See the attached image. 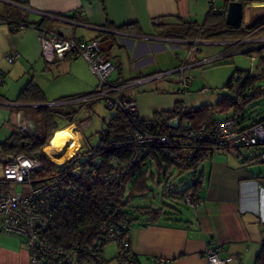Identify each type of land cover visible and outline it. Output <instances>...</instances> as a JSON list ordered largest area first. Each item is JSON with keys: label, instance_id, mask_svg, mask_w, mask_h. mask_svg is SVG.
<instances>
[{"label": "crops", "instance_id": "crops-1", "mask_svg": "<svg viewBox=\"0 0 264 264\" xmlns=\"http://www.w3.org/2000/svg\"><path fill=\"white\" fill-rule=\"evenodd\" d=\"M234 1L243 4L241 28L250 32L243 39L249 42L238 47H257V41L263 36L251 31L264 23V0ZM217 4L227 7L228 0H217ZM246 9H250L252 14V22L248 25L244 23ZM209 12L210 0H0V18L26 25L14 31L11 26L0 24V72L4 75L0 85V144L20 131L18 115L31 114L17 99L29 84H21L22 77L29 70H35L41 61L42 46L38 31L27 25L47 19L49 28L67 37L93 40L104 34L105 55L108 60L120 63L110 80L135 81L173 71L185 61L196 62L202 57L200 54L205 55L202 50L187 60L190 41L185 40L188 42L185 45L173 44L171 48L165 40L176 38L164 33L179 28L181 23L202 25ZM157 19L163 21L164 27L154 24ZM109 24L113 27H108ZM125 26H129V31L117 29ZM231 42L236 41L205 43L223 47L222 53ZM11 52L20 56L13 64L5 59ZM212 53L209 50L207 54ZM56 67L58 72L62 68L73 76L81 87L77 94L86 95L96 89L93 74L83 59L58 63ZM168 83L158 80L136 85L130 90L143 121H152L156 113L173 111L177 103L190 108L186 105V94L170 92ZM13 88L18 92L15 99L9 94ZM82 114L91 116L92 108L84 107L70 127L62 129L66 125L63 123L58 125L62 130L57 132H67L74 140L78 138L74 129H83L85 134L90 123L88 119H81ZM224 117L218 115L215 119ZM263 117L264 107L253 109L242 126L247 127ZM80 135L82 137V133ZM258 155L259 150L252 148H239L232 152L214 150L199 172L193 175V182L200 176L203 180L200 192L203 204L197 210L184 206L175 198L172 200L173 209L166 208L159 221L146 224L144 218H140L131 227V249L138 264H206L203 253L208 247L218 249L220 257L229 264H257L264 251V164L254 162ZM161 166L151 164L149 183L156 182L155 170L158 177L162 173V178L172 173L173 169ZM5 236L0 234V264H30L24 239ZM110 248L105 247V260L107 264H118L115 261L117 246Z\"/></svg>", "mask_w": 264, "mask_h": 264}, {"label": "trees", "instance_id": "trees-1", "mask_svg": "<svg viewBox=\"0 0 264 264\" xmlns=\"http://www.w3.org/2000/svg\"><path fill=\"white\" fill-rule=\"evenodd\" d=\"M231 2H234V0H228V4ZM0 19L10 21L8 26H11L14 31L26 27L25 24L9 18ZM48 23L47 19H43L42 23L27 26L39 29L49 28ZM111 26V24L108 25V27ZM156 26L164 27L163 21ZM262 27H264V23L258 24L251 32L264 36V29L261 30ZM117 29L119 31H129V26ZM164 34L168 37L190 42L196 40L212 42L242 41L248 37L250 32L242 30L241 26L238 28L227 26L224 13L210 11L204 24L181 23L179 28L169 29ZM104 36L102 34L98 37V39H101L102 47L106 41L103 42L102 38ZM242 49L244 48L237 47L229 52L228 57L237 55L236 52ZM103 52L105 58L108 59L104 49ZM254 52L259 54L258 68L263 70L261 74H255L251 70H236L224 87L225 90L229 91L230 96L200 108H186L183 103H177L173 111L160 112L154 115L151 133H166L167 124L178 116H181L183 122H189L187 124L192 128H198L200 125L211 126L214 121H221L225 118L235 119L238 126L244 130L263 124L264 117L260 121H252L251 125L247 127L242 126L246 117H248L246 114L247 108L251 104L264 99V47L238 55L253 56L251 54ZM236 78H240V84L237 89H234ZM39 91L38 86L29 83L20 93L17 102L26 105L27 110L33 108L31 104L37 103L29 101V95L35 92L39 93ZM95 103L97 102H89L79 107H54V109L38 107L37 111L43 117L42 123L34 117L35 121L42 127V130H39L38 137L35 139L24 136L20 131L16 132L0 144L2 154L5 156L25 155L29 159H37L41 163V169L37 170L33 176L36 182L53 176L59 167L55 169L56 164L48 158L44 153V149L49 145L57 131L70 127L74 123L75 117L84 107L91 109ZM28 111L30 112V110ZM115 112L112 118L104 121V127L99 134L98 146L89 149L90 152L94 151L96 153V160L99 163L97 182L92 183L85 175L80 178L71 177L66 179L61 204L50 217L46 216L48 228L45 237L48 243L57 249L78 251V255L74 257L75 260L72 264H97L93 254L98 252L99 243L103 240L104 235H107L106 233L115 226L120 224L125 226L124 229H121V237L130 242V229L140 218H144L146 224H153L161 219L165 208L161 206L154 207L153 205H134L132 203L137 197L144 196L149 192L148 172L151 164H156L158 167L165 165L168 166V170L176 169L179 174L192 173L195 176L209 155L217 150L209 144L174 146L172 139L168 145L142 147L139 157L132 161L134 145L127 134V129L130 126L129 120L121 112ZM218 115H225V117L217 120L215 117ZM24 116L31 117L32 114H25ZM56 118L63 119L66 123L62 129L54 124ZM252 149H258L259 153L262 151L259 148ZM89 165L93 166V163L91 162ZM161 174L159 173V178H162ZM202 185L203 180L200 176L190 186L177 190V194L173 199L177 198L179 203L186 206L184 198L189 193L201 198ZM10 186L6 185L4 180L0 181L1 192H9L11 190ZM170 208L173 209V207ZM103 229L106 230L105 233ZM108 244H111L110 241L105 242V247ZM127 255V261L131 264H138L137 258L131 249V243ZM262 260H264V251L259 256L257 264H263ZM107 263L104 259L102 264Z\"/></svg>", "mask_w": 264, "mask_h": 264}, {"label": "built area", "instance_id": "built-area-1", "mask_svg": "<svg viewBox=\"0 0 264 264\" xmlns=\"http://www.w3.org/2000/svg\"><path fill=\"white\" fill-rule=\"evenodd\" d=\"M210 11L213 13H227V7H220L217 0H210ZM10 21L0 19V24L8 25ZM162 20H155V25H160ZM23 28V27H22ZM39 33L42 46V57L48 66H55L67 60L83 59L88 64L90 71L98 80V86L90 95L72 99L55 101L53 107L80 106L89 102H102L108 111H119L125 115L130 126L127 134L134 145L135 161L141 154L144 146L168 145L173 139L174 146L185 144H209L217 150L225 152L237 151L239 148H259L256 163L264 164V123L248 129H242L233 118H225L214 121L211 126L200 125L192 128L181 120V116L170 121L167 132L153 134L152 121H143L140 118L136 100L130 95V90L140 84L152 83L158 80L173 77L182 92H188L193 83V77L188 71L205 66L209 63L220 61L228 56L230 51L238 46L245 45L249 40L236 41L228 44V48L220 55L201 57L196 62L185 61L180 67L170 72H160L135 81L117 80L110 81L111 75L120 67L119 62L108 60L104 56L101 39L86 40L84 38L67 37L50 28H35ZM172 48L173 44H187L185 40L166 39ZM257 47L244 48L236 54L252 52L264 47V36L257 41ZM191 50L187 60L194 54L202 51L205 42H189ZM20 58L17 52H11L5 59L13 64ZM263 70L257 68L255 74H261ZM4 81V75L0 72V85ZM240 84V78H236L234 89ZM17 124L20 132L27 137L36 138L39 135V125L31 117L18 115ZM93 163V166L89 163ZM55 163V162H54ZM58 170L53 176L43 181H35L34 174L41 169V163L37 159H29L25 155H3L0 147V167L4 173L6 185H26L29 193H15L0 191V234L22 238L26 241L30 264H72L78 251H66L51 246L45 232L48 228L46 216L50 217L62 202L65 181L68 178H80L87 176L92 183L98 180L99 163L96 153L89 150L79 149L72 158L57 164ZM187 207L197 210L202 204V198L189 193L184 198ZM114 227V226H113ZM125 226L120 224L112 228L99 243L98 252L93 254L97 264H102L105 259V242L110 241L117 246L115 261L118 264H131L127 261V251L130 242L121 237V229ZM105 233L106 230L103 229ZM206 264H229L220 257L219 250L208 247L203 253ZM161 262H158L160 264Z\"/></svg>", "mask_w": 264, "mask_h": 264}, {"label": "rangeland", "instance_id": "rangeland-1", "mask_svg": "<svg viewBox=\"0 0 264 264\" xmlns=\"http://www.w3.org/2000/svg\"><path fill=\"white\" fill-rule=\"evenodd\" d=\"M252 14L250 13V9L245 10V20L244 23L246 25L252 22ZM210 46V47H208ZM223 47L212 44H202L203 54H200L202 57H211L215 55H220L221 50ZM211 50L212 54H207L208 51ZM264 53V52H263ZM230 55V54H229ZM253 56L248 55H235V56H225L224 59L209 63L205 66L198 67L188 71V74L193 77V83L190 86L188 92L183 93L182 88L179 87L177 84L173 83V77H168L162 79L168 83L167 88L170 89L171 92H182L186 94L187 100L186 105L190 108H200L201 106L210 105L218 102L220 99H224L230 96L228 90H225L224 87L228 81V79L233 75L236 70L240 71H249L251 70L253 73L257 71L258 68V56L257 52L252 53ZM72 59L67 60L66 63H71ZM65 63V62H63ZM35 70H29L22 79L21 84L25 83H33L35 86L40 88L39 93L35 92L29 95V101L35 102L37 104H31L33 108H28L30 113L32 114L31 118L34 122V117L39 121L43 122L42 115L37 111L38 107H48L50 109H54L51 106L52 103L55 101H59L61 99L67 98H77L83 94H77L78 90L81 89L77 83H75V79L71 76L68 72H64L60 68V71H57V67L55 66H48L46 65L43 57L41 58L40 63L35 66ZM93 82H95V88L98 86V80L94 75ZM161 80V81H162ZM111 81V80H110ZM2 86L0 87V89ZM94 88V89H95ZM93 89V88H92ZM96 90V89H95ZM95 90L91 91L92 93ZM77 91V92H76ZM90 91V90H88ZM91 92L87 93L86 95L92 94ZM18 93V92H17ZM15 88L11 89L9 94L10 97L16 98L17 96ZM35 97V98H32ZM36 106V107H35ZM264 107V99L253 103L252 106L247 108L246 114L251 116V112L254 109H258L260 107ZM116 112L115 111H108L103 103L97 102L92 106V114L89 117H85L83 114L81 119L85 120L88 119V123H90L86 128L85 134H83L84 130L82 129L77 130L74 129V132L78 133V143L79 149H87L97 147L99 144V134L102 130V125L104 121H108ZM37 123V122H36ZM64 123L63 119L56 118L55 125H62ZM39 125V123H37ZM39 125V130H42V127ZM40 132V131H39ZM82 133V137L80 133ZM38 137V136H37ZM87 138V139H86ZM36 139V138H35ZM50 146V145H49ZM51 148V147H50ZM59 150L55 149V151L47 150L48 156L54 155V153L59 154ZM57 150V151H56ZM77 150V151H78ZM75 151V152H77ZM62 152V151H61ZM45 153V152H44ZM75 154V153H74ZM73 154V156H74ZM61 156L57 157H62ZM70 158V157H69ZM65 158L63 161L57 163H62L65 160L69 159ZM62 159V158H61ZM54 163V162H53ZM56 164V163H54ZM58 168V165H55V169ZM156 182L149 183V192L141 197H137L134 200L133 204L136 205H158L163 208H168L175 206L172 203L174 200V196L177 194V190H182L188 187L193 182V174H179L176 169H173L170 175H167L166 179L159 178L157 175V171L155 170ZM4 180V173L0 167V181ZM10 189L12 192L19 193L23 192L24 194L29 193L28 187L26 185H11ZM10 191V190H9ZM5 236V235H4ZM6 237V236H5ZM111 247L110 249H115L116 245L114 243L108 244L107 248Z\"/></svg>", "mask_w": 264, "mask_h": 264}, {"label": "bare ground", "instance_id": "bare-ground-1", "mask_svg": "<svg viewBox=\"0 0 264 264\" xmlns=\"http://www.w3.org/2000/svg\"><path fill=\"white\" fill-rule=\"evenodd\" d=\"M49 145L44 149V152L47 156L49 155L47 152L48 149L50 151H55V148L57 150H59L58 148H60V150L62 151V152L59 151V154L54 153V155H56V156H54V155H51L50 157L48 156V158L52 162H55V163H57L56 162L57 160H58V162H60V161H63L65 158H69V157L72 158L73 154L76 153L75 151H77L79 148L78 138H76L74 140L70 136V134H68L67 132H64V131L56 132L54 134L52 140L50 141ZM62 153H63L62 157H57V156H61ZM69 159H67V160H69ZM57 164H59V163H57Z\"/></svg>", "mask_w": 264, "mask_h": 264}, {"label": "water", "instance_id": "water-1", "mask_svg": "<svg viewBox=\"0 0 264 264\" xmlns=\"http://www.w3.org/2000/svg\"><path fill=\"white\" fill-rule=\"evenodd\" d=\"M243 18V4L239 1L229 3L226 13V25L231 28H238L241 26Z\"/></svg>", "mask_w": 264, "mask_h": 264}, {"label": "clouds", "instance_id": "clouds-1", "mask_svg": "<svg viewBox=\"0 0 264 264\" xmlns=\"http://www.w3.org/2000/svg\"><path fill=\"white\" fill-rule=\"evenodd\" d=\"M228 7V6H227Z\"/></svg>", "mask_w": 264, "mask_h": 264}]
</instances>
